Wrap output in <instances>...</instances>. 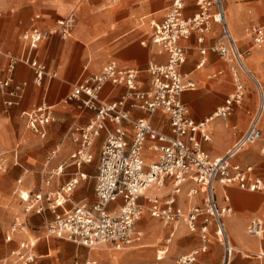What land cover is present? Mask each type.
Wrapping results in <instances>:
<instances>
[{
  "label": "built area",
  "instance_id": "obj_1",
  "mask_svg": "<svg viewBox=\"0 0 264 264\" xmlns=\"http://www.w3.org/2000/svg\"><path fill=\"white\" fill-rule=\"evenodd\" d=\"M115 1L117 0H110ZM188 1L171 0L163 19L149 21L154 43L158 44L161 51L168 53L167 61H151L147 66L152 75L150 88H143L139 84V68L123 65L117 59L108 61L101 71L88 75L73 85L67 100L79 99L81 106H88L96 111L85 125L75 123L69 129V135L78 142L70 155L78 167L94 160L95 139L104 129L108 131L95 175L97 199L93 203L77 202L63 213L57 212L58 206L72 200L74 188L82 179H86V173L79 171L57 189L42 191L40 188L24 196L22 216L14 218L4 239L12 242L17 233L26 234L27 237L19 240L17 246L0 259L1 264L35 262L37 254L34 247L40 237L29 236V215L43 214L47 207L56 212L52 220L44 221L43 233L47 238L59 236L88 248L108 244L114 249L125 250L142 241L144 232L138 228V224L147 209L153 218L161 220L174 232L184 224L190 232L200 233V245L196 250L180 255L178 262L181 264H196L200 255L210 250L213 232L224 247L220 264H232L240 249L228 234L225 218L230 217L234 210L232 205L219 202L217 184L234 183L245 190L264 188V179L253 172L252 164L243 165L232 161L247 145L264 142L261 127L264 84L257 80L261 104L252 115L247 129L223 154H211L204 146V142L210 140L209 124L215 116L227 119L235 106L243 103L246 84L240 72L242 70L250 74L251 70L244 61L245 53L231 28L225 0H195L197 8L190 14L186 13ZM76 21V13L71 11L48 28L35 25L21 32L20 37L27 44L28 55H10L8 71H12L16 62L20 61L31 65L36 84H40L44 77L54 75L55 72L48 69L46 63L30 54L31 50L50 35L59 34L65 38L70 36ZM214 23L219 24L220 33L213 43L204 45ZM246 30L250 31L254 46L264 43V23H252ZM193 34L197 35L202 55L197 67L205 65L209 50H213L230 62L236 85V89L225 99V104L202 120L191 116L190 108L182 97L185 91L197 87V80L191 72L182 68L187 60L188 50L181 40L190 38ZM221 73L223 70L213 72L210 76ZM13 80L11 74L5 77L0 75V91L6 107L13 106L20 100L21 92L12 86ZM108 82L114 85L124 84L127 90L119 98L105 99L102 92ZM22 84L26 85L27 81L23 80ZM139 107L150 115L133 118L131 110ZM158 110L168 115L171 131H165L152 122V116ZM19 115L25 119L26 126L44 137L50 122L55 119V107L42 100L31 109H21ZM125 120L133 124L134 136L131 141L127 136ZM108 122L115 123L116 127L112 128ZM146 147L157 152V159L147 161L143 155ZM59 149L57 146L51 150L40 169L41 182L49 188L55 177L65 170L63 163L51 167V160ZM13 162L21 163L17 149L13 151ZM6 169L4 153L0 152V172ZM17 179L22 181L21 177ZM166 186L169 188L163 191ZM186 186L189 200L182 203L179 201V194ZM151 188H154V192L147 193ZM199 193H202V198L194 200ZM142 197L147 199L148 204ZM247 228L248 234L264 238V219H252ZM256 256L260 264H264V250H260Z\"/></svg>",
  "mask_w": 264,
  "mask_h": 264
},
{
  "label": "crops",
  "instance_id": "obj_2",
  "mask_svg": "<svg viewBox=\"0 0 264 264\" xmlns=\"http://www.w3.org/2000/svg\"><path fill=\"white\" fill-rule=\"evenodd\" d=\"M260 2L261 4H259ZM170 3L171 0H117L115 2H110V0H0V75L5 77L11 74L14 78L12 86H15L21 92L19 102L6 107L3 104L2 91H0V119L2 121L0 125V152L4 153L7 169L10 164V166L17 165L21 168L22 173L29 174L33 168L40 164L42 158L44 162L51 150L59 146L58 153L51 160V167L63 163L65 164V170L61 175L55 177L50 188L66 183L77 171L84 172L87 177L80 181L79 187V184L76 186L78 187L76 191V187L74 188L72 192L73 202L87 201L93 203L96 201L95 184L97 179L95 175L99 163H95L94 160L87 161V163L78 167L70 156L78 146V142L74 141L69 135V129L75 123L85 125L94 117L96 111L88 106H81L79 99L67 100L68 94L72 91L74 84L82 81L88 75L101 71L103 65L112 59H117L123 65L139 68V84L143 88H150L152 75L149 73L147 66L151 61H167L168 53L161 51L158 44L154 43L149 21L155 18L163 19ZM225 3L231 28L238 36L239 46L244 47L253 41V37L248 36L246 28L252 23H264V0H225ZM196 8L195 0H189L186 13L190 14ZM71 11H74L77 17L71 35L66 36V38L59 34L50 35L48 39L41 41L38 47L31 50L30 53L33 57L46 63L48 69L55 72L54 75L46 76L40 84H36L33 81L34 72L31 65L20 61L16 62L12 71H8L10 55H28L27 44L20 37L21 32L35 25L48 28ZM219 30V24L214 23L213 30L208 34L204 45L209 46L213 43L220 33ZM242 39L243 42L240 44ZM181 42L188 50V57L182 68L190 71L193 78L197 80V87L185 91L182 97L190 108L191 116L196 120H202L216 111L218 107L224 105L228 94L236 89L234 73L230 67V62L213 50H209L205 65L197 67L202 55L196 34H193L190 38L182 39ZM250 45L252 55H249L248 63H252L254 67H250L247 62L246 65L251 70L250 73L254 78L260 82L262 78V81H264V43L261 46ZM219 70H223V73L210 76V74ZM240 74L246 84V97L244 99L246 103L243 101V103L237 104L227 119L215 116L211 120L209 124L210 140L204 142L205 148L211 154H223L247 129L252 115L260 107L261 94L259 97L251 74L242 70ZM23 80L27 81L26 85L22 84ZM126 90L127 87L124 84L114 85L108 82L104 86L102 97L116 99ZM42 100H46L55 107V119L50 122L47 127V134L44 137L26 126L25 119L19 115L21 109H31ZM131 113L133 118L150 115L148 111L140 107L133 108ZM263 116L261 127L264 131ZM152 122L165 131H171L169 117L161 110H158L152 116ZM124 123L127 128L128 139L131 141L134 136L133 124L128 120H125ZM108 124L112 128L116 127L115 123L108 122ZM107 134L108 131L104 129L101 135L95 139L93 146L94 158L100 155ZM34 143L36 145H33ZM263 147L264 142L262 141L249 144L236 154L232 161L243 165L252 164L253 172L264 179L263 173L259 172L253 164V162H258L260 165L264 164ZM14 149L18 150L20 164H14L13 162ZM143 155L147 161L157 159V152L149 147L144 149ZM30 158L35 159L30 161ZM43 162L38 168L42 166ZM4 173L6 172H0V174ZM6 175L5 178L3 177L4 179L0 178L1 191L9 188L10 182L6 179ZM18 177H21V174ZM39 177L41 178L40 171ZM17 183L14 193L19 198L23 208L24 196L36 189L22 186L23 179L20 182L17 181ZM217 186L219 202L223 205L233 206V214L225 218V226L232 242L242 251L264 250V238L248 234L247 228L252 219H264V192L250 189L245 191L234 183H230V185L218 183ZM167 188L169 186L164 187L162 190L166 191ZM187 190L188 186L179 194V201L182 203H187L189 200ZM149 192H154V188L149 189L147 193ZM3 197L8 201V204H11L12 199H8L6 194H3ZM142 198L148 204L147 199ZM201 198L202 193H199L194 200ZM7 206L0 207L1 228H4L10 222L13 213V210L8 209ZM42 218V215L30 214L32 223L30 224L29 233L31 235L38 236L35 228L42 224ZM179 227L186 229L184 224ZM138 228L143 231L139 224ZM170 230H172L171 227ZM143 232L142 241L137 243L136 249L141 246H149L142 244L146 235L145 231ZM175 232L173 231V233ZM25 237H27L26 234L17 233L12 242H5L12 245L10 248L12 249L17 246L19 239ZM53 237L47 238L37 245L40 240L38 239L34 247L36 254L49 256L52 250H58L60 246L70 245L75 246V251L70 256L72 258L80 251V247H86L65 237ZM51 238H53L52 241ZM188 238L196 240L191 236ZM169 240L171 241V238L168 239V242H170ZM104 246L107 247L90 251V262H87V260L86 263H80L79 261H76V263L98 264L101 261L110 263L115 259H132L134 257V255H131L134 253L127 251L120 253L122 250L111 253L108 251L110 245ZM212 246L213 252L211 254H206L209 253V250L199 257L206 260L204 264H220L221 262L220 247L215 241L212 242ZM162 249L169 252L171 248L166 245ZM239 253H236L235 257ZM161 256L163 254L160 255V251H158L157 259L161 260L165 257ZM57 259H59V256H57ZM252 262L251 259L248 260L239 256L234 264H252Z\"/></svg>",
  "mask_w": 264,
  "mask_h": 264
},
{
  "label": "rangeland",
  "instance_id": "obj_3",
  "mask_svg": "<svg viewBox=\"0 0 264 264\" xmlns=\"http://www.w3.org/2000/svg\"><path fill=\"white\" fill-rule=\"evenodd\" d=\"M261 4V2L259 3ZM264 5V4H263ZM248 36L250 35V32L248 31ZM237 36V35H236ZM252 37V35H250ZM238 37V36H237ZM243 42L240 41V44ZM253 45V41L251 43H249L248 45H245L244 47H242L241 45V49L244 51V59H246V62L248 63L250 56L252 55V49H251V45ZM254 46V45H253ZM251 53V54H250ZM250 65V67H254L252 65V63H248ZM263 67V66H262ZM254 84L256 85V91L260 97V86L257 83V81L252 77ZM261 82L264 84V81H262L261 78ZM246 101V100H245ZM244 101V102H245ZM246 103V102H245ZM244 105V104H243ZM264 119V116H263ZM2 124V121L0 119V125ZM33 145H36V143H34ZM153 156V155H152ZM35 158H30V161H33ZM43 159V158H42ZM41 159L40 164L33 168V170L31 172L28 173H22L21 168L17 165H13L8 167V169L5 171L6 173L4 174H0V178L4 179L5 175H6V179L9 180V188L7 190V188H5L7 190H0V207H8V209H12L13 213L11 214V219L10 222H8L4 228L0 227V257L5 256L9 249L12 247V245L8 244L5 242L4 237H5V232L8 229V227L10 226V224L12 223V221L14 220V218L16 216H22V204L19 201V198L16 196V194L14 193V189L15 186L18 184V176L21 174V177L23 179V184L22 186H26L27 188H31V189H40L42 188V191H46V190H54L57 189L59 187V185H56L55 187L49 188L47 186H44L41 182V179L39 177V171L41 169L38 168L41 163L43 162ZM99 156H95L94 161L95 163H99ZM253 164L257 167V169L259 170V172L261 171L263 173L264 176V164L260 165L258 162H253ZM263 170V171H262ZM4 177V178H3ZM3 181V180H2ZM5 182V181H3ZM19 182V181H18ZM5 185V184H4ZM96 185V184H95ZM237 185V184H235ZM21 186V185H20ZM80 186V184L78 185V187ZM75 189V191L77 190V188ZM218 187V186H217ZM245 190V189H244ZM74 191V192H75ZM248 191V190H245ZM258 191H262L264 192V188ZM217 192H218V188H217ZM3 194H6L8 199H12L11 204H8V201H6L3 197ZM74 194V193H73ZM73 196V195H72ZM75 203L73 202V199L70 200L69 202L65 203V205H60L57 207V212L58 213H63L64 210L70 209V207H72ZM56 212H53V210L49 207H47L46 210H44L43 214H39L42 215V224L37 226V228H35V232L38 234V237H40V240L37 242V245L39 242L46 240V234L43 233V224L44 221L47 220H52L56 215ZM29 220H30V215H29ZM154 222V223H152ZM32 223V220H30V224ZM140 227L143 229V231H145V239L143 240L144 245H149V246H141L138 247L139 249H136L135 247H127L125 248V250H122L120 253L122 252H130V253H134L131 255H134V257L132 259H120V260H114L113 262L110 263H103L98 262V264H181L180 262H178V258L180 255L183 254H187L190 253L191 251L196 250V248H198V246L200 245V233L196 232V233H192L189 230H186L184 228L179 227L178 231L173 233L172 230H170V227L165 225L161 220L158 219H154L151 217L150 213L148 212L147 209H145L144 215L142 216L141 221L139 222ZM34 230V229H33ZM29 236L31 238H34L35 236L31 235L29 233ZM192 237V238H196V240H190L188 237ZM20 238V237H18ZM56 238V237H53ZM53 238H51V241L53 240ZM171 238V241L168 242V239ZM211 243L209 245V247L211 248L209 253L206 254H211L213 252V246H212V242H216L218 247H220V253L219 255L222 257L223 253H224V247L222 246L221 242L219 241L217 235L215 234V232H213V234L211 235ZM20 240V239H19ZM65 241H69L67 239H64ZM71 242V241H69ZM36 245V247H37ZM166 245L170 246V251L167 252L164 248ZM100 247H107V246H99L97 248ZM97 248H86V247H80L79 248V252L76 253L72 258H70V256L72 255V253L75 251V246H60V248L58 250H52L51 255L49 256H40L37 253V257L34 263L32 264H75L76 261H79L80 263H84L85 261L90 262V251H93ZM108 250L111 253H115V252H119L116 251L117 249H114L112 246H108ZM158 251H160V255L163 254L164 257L161 260L157 259V255H158ZM260 250H253L250 252L247 251H242L240 250V253L238 254V256H236L233 261L232 264H234L235 260L241 256V257H245L248 260H253L252 264H260L259 260L257 259L256 254H258ZM116 255V254H115ZM57 256H59V259H57ZM220 257V259H221ZM206 262V260H202L199 258V260L197 261L196 264H204ZM86 263V262H85ZM88 264V263H87Z\"/></svg>",
  "mask_w": 264,
  "mask_h": 264
},
{
  "label": "bare ground",
  "instance_id": "obj_4",
  "mask_svg": "<svg viewBox=\"0 0 264 264\" xmlns=\"http://www.w3.org/2000/svg\"><path fill=\"white\" fill-rule=\"evenodd\" d=\"M250 32V31H249ZM251 35V34H250ZM238 42H239V39H238ZM245 62H246V59L244 60ZM251 74V73H250ZM251 76L254 78V76L251 74ZM256 81H257V79L256 78H254ZM262 84V83H261Z\"/></svg>",
  "mask_w": 264,
  "mask_h": 264
}]
</instances>
